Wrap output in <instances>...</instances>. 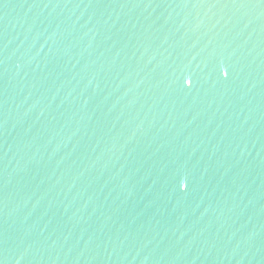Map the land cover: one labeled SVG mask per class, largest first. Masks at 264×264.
I'll use <instances>...</instances> for the list:
<instances>
[{
    "label": "water",
    "instance_id": "obj_1",
    "mask_svg": "<svg viewBox=\"0 0 264 264\" xmlns=\"http://www.w3.org/2000/svg\"><path fill=\"white\" fill-rule=\"evenodd\" d=\"M0 264H264V0H0Z\"/></svg>",
    "mask_w": 264,
    "mask_h": 264
}]
</instances>
